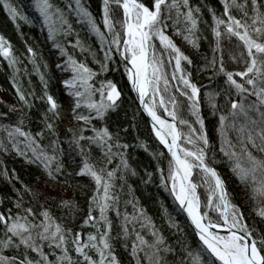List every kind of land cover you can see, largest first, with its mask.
Listing matches in <instances>:
<instances>
[{
    "label": "snow or ice",
    "instance_id": "1",
    "mask_svg": "<svg viewBox=\"0 0 264 264\" xmlns=\"http://www.w3.org/2000/svg\"><path fill=\"white\" fill-rule=\"evenodd\" d=\"M74 2V8L68 5L70 11L77 23L85 24L97 36L103 59H97L96 53L84 46L78 33L74 43L67 41L73 25L52 0H32L42 28L47 30L46 38L65 58L57 68L71 73L63 80L71 101L62 114V105L48 92L44 74H40L43 94L39 97L23 90L13 79L17 104L8 109L20 115L14 125L2 126L7 142L0 140V150L7 153L10 145L25 164L35 166L41 173L34 177L35 184L43 182L48 191L24 183L14 169L9 173L5 168L0 173L12 186L10 195L0 197V205L5 200L11 204L0 210V264H121L116 242L129 252L130 264H264V0H221L220 16L209 10L211 56L204 57L205 67L212 73L209 79L222 77L225 87L205 95L212 114L218 117L215 131L222 157L215 154L202 116V88L184 66L192 65L193 60L173 39L179 36L199 50L201 9L193 8L189 0H149L148 4L144 0H103L102 31L81 0ZM0 4L18 29V21L31 23L9 0H0ZM69 47L89 52L100 71L78 61ZM26 53L38 68L36 51L28 46ZM114 53L120 55L140 107L151 118L152 132L167 149V173L157 165L160 186L186 213L198 238L195 247L179 235L185 229L171 217L168 227L176 229L178 235L175 243L169 242L132 196L128 178L137 176V171L129 163L128 150L134 145L122 139L127 128L113 130L108 124L109 114L123 103L122 92L112 80L99 81V87L92 83L109 70ZM0 57L19 72L18 56L3 35ZM170 89L186 97L184 107L194 119L179 117L182 108ZM217 97H222L223 104L216 102ZM36 100L45 104V110L41 114L43 128L34 135L25 122ZM158 109H163L172 122L162 119ZM7 115L0 113V119ZM178 118L186 131L177 127ZM65 120V140H61L58 122ZM46 133L50 139L43 145ZM65 142L67 149L61 147ZM138 146L150 151L143 141ZM150 154L153 159L164 156L163 152ZM217 162L225 163L232 173L237 182L235 191H229L227 181L214 167ZM197 169L200 183L192 180ZM152 175L145 172L143 183H151ZM83 177L89 178L94 188L81 230L76 231L67 227L64 217H57L52 208L67 209L74 215L78 206L72 198L52 193L83 191L88 187L78 179ZM201 185L206 186L204 201L197 192ZM110 213L115 214L116 222ZM84 228L94 231L85 234Z\"/></svg>",
    "mask_w": 264,
    "mask_h": 264
},
{
    "label": "trees",
    "instance_id": "2",
    "mask_svg": "<svg viewBox=\"0 0 264 264\" xmlns=\"http://www.w3.org/2000/svg\"><path fill=\"white\" fill-rule=\"evenodd\" d=\"M28 1L25 0V3ZM30 1L32 2V0ZM61 1L63 0H56V2H54V5L58 6L59 3L62 4ZM9 2L15 8H17L18 11L27 15V13L24 11V8L26 7L23 0H9ZM144 2L148 4L149 0H144ZM189 2L193 8L199 7L201 9L200 15L202 22L200 24V29L202 39L200 40V48L199 50L193 49L179 36H173V39L182 49V51H184L186 55H189L193 60V64L187 65L186 67V70L192 73L193 81L195 83L205 84V86L202 88V92H216L225 87V85H223L222 83L223 78L215 77L214 79H209V77L212 76V73L205 67L206 62L204 57L208 56L210 58L211 56L209 41L211 40L210 26L212 25V13L209 10H214L217 16H220L223 12V4L221 3V0H189ZM81 3L88 9V11L92 13L93 17L96 19V22L103 31V0H81ZM63 8L60 9H62L66 14L67 10L65 9V11ZM236 14L238 15V13ZM28 17L31 23H25L22 20L18 21L20 25L18 29L16 24L13 23L12 19L10 18L8 12L3 7V4H0V35L5 36L8 40L11 41L15 54L19 59V62L16 65V68L19 69V72H15L14 68L9 66L8 61L3 57H0V91H2L9 97L11 102L9 105L0 100V113L8 114L7 117L0 119V140L5 141V143L7 142V138L6 133L2 130V126L14 125L17 117L20 115L19 112H9L8 109V106L17 104L15 89L12 86L14 78L21 85L23 90H25L26 92H34L35 95L39 97L43 94V84L40 80V74H44L48 85V92L52 94L59 102V98L54 86L53 75L48 71L47 68V56L41 50V40L39 33L34 25L35 21H32L30 16ZM67 18L71 21L74 29L73 34L68 37L75 40L76 34L78 33L84 46L91 49L92 52L96 53L97 59L102 60L103 53L99 52L101 43L98 40L97 36L95 38L86 36V29H83L87 27L85 24L77 23L76 19H74L72 15H69ZM168 34L172 35L171 28L168 29ZM61 40H63L62 37ZM28 46L32 47L37 53L35 64L38 66V68L34 67L33 63L29 62V59L27 58L26 48ZM68 51L70 54L74 55V57L78 61L85 62L87 66L93 71H100V65L93 61V57L89 56V52L85 51L83 53H80L81 51L79 49L78 51H73L71 48H69ZM225 59L227 60V54H225ZM229 66L234 67L230 61ZM108 67L109 70L95 77L92 83H94L96 87H99V81L112 80L118 85L119 90H121L122 92L121 99L123 103L115 112H111L109 114L108 124L113 130H117L120 127L127 128L128 131L126 133H122V139L124 142L134 145V147H131L128 150L129 163L131 167L135 168L137 171V176H129L128 178V184L131 185L132 188V196H134L139 201L140 206H142L146 210L147 215L152 218L156 226L163 231L169 242L175 243L178 235L176 229H171L168 227V219L169 217H171L180 226V228L185 229V232L179 233V235L182 238L186 239L189 243H191L193 247H195L197 241L185 217L178 210V207L171 198L169 191H166L163 187L160 186V172L157 171V165L159 164L160 167L164 168L166 174L169 158L166 152L162 149V147L155 139L154 135H152L147 121L139 115L137 104L132 97L130 87L129 85H127L128 83L123 80L121 64L118 60L117 54L114 53L113 60L109 62ZM216 102L218 104H223L222 97H217ZM44 110L45 104L40 100H36L35 106L29 113V119H27L25 122L26 129L30 130L34 135L36 132L40 131L43 128V124L41 123V114ZM201 112L205 120L206 128L208 132H210L211 127L217 126L218 117L212 114V110L209 107V102H201ZM187 118L190 119L189 117ZM94 123L98 124L99 122ZM58 135L61 140H65L64 132L62 135ZM49 139L50 137L46 133L45 139H43L41 143L43 145H47L49 143ZM141 141L147 144L150 151H145L142 147L138 146ZM61 147L67 149L68 145L65 142L61 145ZM150 152H163L164 156L159 157V159H153ZM216 155L218 157H222L221 153ZM116 163H118V161H116ZM77 164H79V157H77ZM114 166L115 165H111L109 167ZM214 167H216L222 178L225 179V175H227L228 173V171L225 169L226 164L217 162ZM5 168L9 171V173H11L14 169L15 172L19 175L21 181L27 184L34 185V187H36L34 177L41 175L40 171L35 166L25 164L23 159L17 156V154L11 150L10 145L9 151L7 153H5L3 150H0V173H2ZM145 172H151L153 174L151 183H143V179L146 178ZM195 176L196 177H193V180L195 182H198L199 177L197 178L196 172ZM228 176L231 177V175ZM78 179L80 180L81 184L88 185V187H86L83 191H73L70 196V198H72L75 204L78 206L79 210L76 211L74 215H70L67 209H60L55 206H53L52 208L54 214L57 217H64L63 223L67 227L75 229L76 231L81 230V225L83 224V220L86 217L88 210V201L92 195V189L94 188V184L89 178L83 177ZM225 180L227 181V187L229 191L233 192L232 183L229 182V177ZM11 187V185L7 184L3 175L0 174V197L10 195ZM15 187L19 188L20 184L16 183ZM200 187L202 192L200 194L204 197L203 187ZM125 192H127V189H125ZM52 194L62 195L61 193ZM9 207H11V204L7 200H5L4 204L0 205V210H6ZM165 209L167 210V214L165 213ZM121 210H124L123 203H121ZM127 210L131 212V206H128ZM109 215L111 219L116 222L115 214L110 213ZM211 215L215 216L217 214L211 213ZM251 219L252 218H249V220ZM90 231L94 230L91 228L83 229V232L85 234ZM115 250L120 254L121 264H130L131 257L129 255V252L124 249L121 242L115 243ZM71 254L73 255V257H75L76 255L74 251Z\"/></svg>",
    "mask_w": 264,
    "mask_h": 264
},
{
    "label": "rangeland",
    "instance_id": "3",
    "mask_svg": "<svg viewBox=\"0 0 264 264\" xmlns=\"http://www.w3.org/2000/svg\"><path fill=\"white\" fill-rule=\"evenodd\" d=\"M24 1V5H25V7L26 8H24V11L27 13V15L28 16H30L31 17V19H32V21H36V18H37V20L39 19V14L35 11V9L32 7V2L29 0H27L28 2H26L25 3V0H23ZM31 5V6H30ZM64 10H65V7H64ZM66 11V10H65ZM67 17L70 15L69 14V12H67L66 11V14H65ZM121 15H122V10H121ZM73 16H74V14H73ZM36 22H38V25L39 26H42L41 25V23H40V21H36ZM102 26H103V24H102ZM103 31H104V27H103ZM90 34H91V37L92 38H95L96 37V35H94V34H92L91 32H90ZM39 36H40V40H41V50L46 54V56H47V58H48V62L50 61V62H52L51 64H53V62L55 63V61L54 60H52L53 59V57L55 56V54L53 53V52H57V55H58V57H57V60H61L62 61V64H63V62H64V59L65 58H63L61 55H60V53H58V50L56 51V49L53 47V44H52V42L51 41H49L46 37H47V30L46 29H44V28H42V29H40V32H39ZM73 41V43L75 42V40H72ZM49 43H50V46H51V48H52V51H50V50H48V48H49ZM156 43L158 44L159 42L158 41H156ZM69 48H71V47H69ZM68 48V49H69ZM73 51L74 50H76V51H78V49H73V48H71ZM81 53V52H80ZM89 56H92L90 53H89ZM50 58V59H49ZM54 59H56V58H54ZM184 66H185V68L187 67V64L185 65L184 64ZM56 68V67H55ZM187 69V68H186ZM168 72L169 73H171V68H168ZM59 72H57V71H54L53 72V74L54 75H57ZM70 76H71V73L70 72H65L64 74H60V78H61V80L60 81H62V83H63V80H65V79H68V78H70ZM198 84V86H201V88H203L204 86H205V84L204 83H197ZM59 86H58V88L56 89V92H58L59 90H62V87H63V85H61V83L60 84H58ZM172 85H173V89H174V87H175V81H173L172 82ZM173 89H170V93L171 94H173V95H175L176 97H177V101H178V103L180 104V105H185V103H187V100H186V97H182V96H180V94L178 93V92H174L173 91ZM207 92H210V91H205V92H202L201 93V102H208V97L205 95V93H207ZM205 97H206V99H205ZM158 99V98H157ZM0 100L1 101H3V102H5V103H7V104H9L10 105V98L7 96V95H5L2 91H0ZM62 101V100H61ZM63 108V107H62ZM64 109V108H63ZM185 110L184 109H182L181 111H180V113H179V117H183V118H187L188 116H189V118H190V120H192V119H194V118H192L190 115H189V113L186 115V117H184V112ZM62 114H63V112H62ZM158 114L161 116V118L162 119H164V120H167L168 122H172V118L170 117V116H168V114L167 113H165L164 112V110L163 109H158ZM176 123H177V127L178 128H181V129H183V130H185L186 131V127L185 126H183V125H180L179 124V118L177 119V121H176ZM67 124V121L65 120V121H63V122H59V131H58V134H63V132L65 131V125ZM195 127H199V125H195ZM215 126H213V127H211V129H210V137H211V142H212V144L215 146V148H216V153L215 154H220V152H219V137H218V134L216 133V131H215ZM60 135V136H61ZM227 171H228V173H227V175H225V179H227L228 177H229V182L230 183H232V189H233V191H235L236 190V183L237 182H235L236 180H235V178L233 177V175L231 174V172L229 171V169H228V167L226 166V168H225ZM225 170V171H226ZM226 171V172H227ZM195 172L197 173V178H198V172H199V170L197 169V170H194V174H193V177H194V175H195ZM228 175H231V177L230 176H228ZM228 176V177H227ZM193 177H192V180H193ZM200 178V181L199 182H201V176L199 177ZM202 187H203V189L204 190H206V187H205V185H201ZM36 187L37 188H40V189H43V190H45V191H48V189H45L44 188V184H43V182H41L40 184H36ZM72 192H73V190L72 189H68V191L66 192V193H63V192H60L63 196H65L66 198H70V196H71V194H72ZM204 193V192H203ZM207 195V193L205 194L204 193V196H206ZM206 198V197H205ZM239 197H237V201L239 202ZM116 254H117V256H118V258L120 259V261H121V257H120V254H119V252H116Z\"/></svg>",
    "mask_w": 264,
    "mask_h": 264
},
{
    "label": "bare ground",
    "instance_id": "4",
    "mask_svg": "<svg viewBox=\"0 0 264 264\" xmlns=\"http://www.w3.org/2000/svg\"><path fill=\"white\" fill-rule=\"evenodd\" d=\"M65 1V2H64ZM54 2H56V0L54 1V0H52V3L54 4ZM62 2V4H58V6L57 7H59V8H63V7H65V9L67 10V12H69V14L70 15H72V17H74V19H76V17H75V15L73 16V14L74 13H72L71 11H70V9H69V7H68V5L71 3L72 4V7L74 8L75 7V2H74V0H63V1H61ZM65 5V6H64ZM64 9V8H63ZM38 18V17H37ZM37 18H36V21H39V19L37 20ZM34 22L35 24V28L37 29V31H38V33L40 32V29H42V26H39L38 25V22ZM82 29V28H81ZM83 29H86V36H91V34H90V31L88 30V28L86 27V28H83ZM82 34H83V31H82ZM84 34H85V32H84ZM73 39L72 38H70V37H68L67 38V41H71L72 43H73V41H72ZM48 50H50V51H52V48H51V46H50V43H49V48H48ZM57 50V49H56ZM99 52H101L100 50H99ZM54 54H55V56L53 57V59L52 60H54L55 61V63L53 62V64H51L52 62H48V65H47V68H48V71L53 75V80H54V86H55V89H57L58 88V84H60L61 83V85H63V83H62V81H60L61 80V78H60V74H64L65 73V71H62L60 68H57V64H62V61L61 60H57V57H58V55H57V52H53ZM59 53V52H58ZM117 56H118V60L120 61V64H121V72H122V74H123V80L124 81H126V83H128L127 85H129V87H130V91H131V94H132V97H133V99H134V101H135V103L137 104V108H138V111H139V115L141 116V117H143L146 121H147V123H148V125H149V127H150V131H151V133H152V135H154V133L152 132V128H151V126H150V124H149V122H148V120H147V118H146V116L142 113V111H141V109H140V107H139V105H138V102H137V95L134 93V91L132 90V88H131V84H130V82L127 80V76H126V74H125V71H124V64H123V62H122V60H121V58L119 57V54H117ZM91 57V56H90ZM54 58H56V59H54ZM48 59V58H47ZM50 59V58H49ZM92 59V58H91ZM56 67V68H55ZM54 71H57V72H59L57 75H54L53 74V72ZM57 96H58V98H59V102H60V104L62 105V107L64 108V109H66L67 108V105H68V103L71 101V98L69 97V96H67V94H66V90L64 89V86L62 87V90H59L58 92H57ZM62 100V101H61ZM185 105H186V103H185ZM185 105H181V108L182 109H184L185 111V115H184V117H186V115L188 114V111H187V108L186 107H184ZM62 108V112H63V109ZM189 117V116H188ZM186 119H188V118H186ZM190 120V119H189ZM155 137V136H154ZM156 139V138H155ZM157 142H158V140H157ZM159 143V142H158ZM159 145H160V143H159ZM161 146V145H160ZM162 147V146H161ZM162 149L164 150V148L162 147ZM165 151V150H164ZM166 152V151H165ZM169 158V157H168ZM217 164V163H216ZM194 177H196L195 175H194ZM198 177H200V175L198 176ZM199 181H200V178L198 179ZM194 181V180H193ZM197 182V183H200V182ZM195 182V181H194ZM206 187V186H205ZM197 192H198V194L201 196V200L202 201H204L206 198V196H202L200 193H202L201 192V187H198L197 188ZM203 192L206 194V190H204L203 189ZM170 193V192H169ZM171 198L173 199V201H174V198L171 196ZM175 202V201H174ZM175 204H176V202H175ZM177 205V204H176ZM177 207H178V205H177ZM179 210V209H178ZM180 211V210H179ZM245 211H246V213H247V208H245ZM182 214H183V212L182 211H180ZM214 214H216V213H214ZM183 216L185 217V219H186V221H187V223H188V220H187V218H186V216L183 214ZM249 218H252L251 216H249ZM188 225H189V223H188ZM189 227H190V229L192 230V232H193V234H194V231H193V229H192V227L189 225ZM221 231H223V230H221ZM194 236H195V234H194ZM195 239H196V241H198V238L195 236Z\"/></svg>",
    "mask_w": 264,
    "mask_h": 264
},
{
    "label": "water",
    "instance_id": "5",
    "mask_svg": "<svg viewBox=\"0 0 264 264\" xmlns=\"http://www.w3.org/2000/svg\"><path fill=\"white\" fill-rule=\"evenodd\" d=\"M119 57H120V55H119ZM121 58V57H120ZM128 67H131V65H128ZM136 95H137V93L136 92H134ZM137 102H138V105H139V107H140V104H139V99H138V97H137ZM140 109H141V111H142V113L146 116V118H147V120H148V122H149V124H150V126H151V128H152V122H151V118L150 117H148L147 116V114L143 111V109L140 107ZM154 136H155V134H154ZM156 138V137H155ZM157 140V139H156ZM159 142V141H158ZM161 145V144H160ZM162 147H163V145H161ZM164 148V147H163ZM164 150L166 151V154L168 155V153H167V149H165L164 148ZM169 157V156H168ZM169 159H170V157H169ZM183 214L186 216V213H184L183 212ZM186 218H187V216H186ZM188 220V219H187ZM188 223H189V225H190V222H189V220H188ZM222 232V231H221Z\"/></svg>",
    "mask_w": 264,
    "mask_h": 264
}]
</instances>
